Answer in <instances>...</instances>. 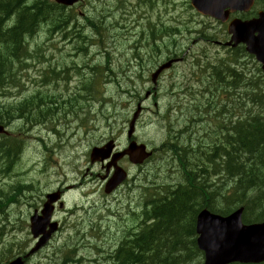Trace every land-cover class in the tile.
<instances>
[{
	"label": "trees",
	"instance_id": "1",
	"mask_svg": "<svg viewBox=\"0 0 264 264\" xmlns=\"http://www.w3.org/2000/svg\"><path fill=\"white\" fill-rule=\"evenodd\" d=\"M58 9L59 5L51 0H0V96H6L9 92L11 97L9 102H0V124L12 128L10 134L0 135L2 176L8 175L19 159L24 146L22 132L29 130L32 122L53 116L50 110L42 106L38 97H32L37 102H31V97L17 101L10 90L24 89L25 83L20 71L32 60L35 61L32 56H39V51L34 55L29 53V48L25 46L26 37L39 29L47 20L50 11ZM178 51L167 50V54ZM240 51L239 55L234 53L231 56L232 61L236 62L238 56L245 52L243 48ZM218 61L220 62L215 59L209 66H201L200 58L194 59L197 68L193 75L199 78L198 90L201 94L193 105H197L204 112L203 117L213 110L216 115H221L224 109L227 111L224 98L227 95L228 99L232 97L228 104L229 112L235 114L240 107L242 109L248 106L246 117L234 121L223 146H216L208 156V162L214 164L212 172L196 167L197 164L190 165L186 155L182 154L189 150L168 145V148L175 149L174 152L178 154H174L178 158H184L183 163L179 161L180 166L184 164L185 175L182 176V182H185L162 188L163 197L156 199L158 202L145 204L148 215L156 219V222L146 226L145 231L131 235L132 239L121 244L123 251L115 264H202V252L197 247L193 223L197 206L204 201L212 211L222 214L244 206L245 222L264 220V75L258 65L259 75L256 78L239 70L242 95L240 94L239 100L236 101L235 94L240 87L230 79L229 71L231 75H237V71L234 68L229 69L225 63L218 64ZM221 61L224 62L222 59ZM251 104H254L256 113L252 112ZM224 116L225 114L223 118ZM215 120L219 119L215 117ZM224 123L223 128L226 126V120ZM218 127L221 128L222 125L219 124ZM193 131L199 133L197 128ZM187 138H191V133ZM197 138L200 141L201 136L198 134ZM220 167L225 178L223 192H220L219 180H216L214 189L211 188L212 175L219 174ZM11 188L14 194L18 195L25 187L16 182ZM220 200L222 201L218 203ZM131 246L134 248L131 249Z\"/></svg>",
	"mask_w": 264,
	"mask_h": 264
},
{
	"label": "rangeland",
	"instance_id": "2",
	"mask_svg": "<svg viewBox=\"0 0 264 264\" xmlns=\"http://www.w3.org/2000/svg\"><path fill=\"white\" fill-rule=\"evenodd\" d=\"M180 0H177V10L179 11L182 9V4L179 2ZM100 2V1H99ZM99 3H95V5H98ZM80 8H83V6H80ZM189 16V15H188ZM194 20H199L198 17H195ZM199 25V24H198ZM184 32V30H182ZM217 38L220 39V37L217 35ZM180 41L182 44L185 41V37H181ZM205 45H196L192 49V52H196L199 50V56H200V62L201 65L210 64V62H213L215 59H220V55H215V52L221 51L224 52L223 49L217 48V47H209V48H202ZM118 49H122L123 47H116ZM113 58L118 57L116 54V49H111ZM191 52V53H192ZM237 55L240 54V51L236 52ZM221 62V63H220ZM217 63L223 64L220 60ZM231 63L232 61H227ZM121 63V61H118V64ZM209 66V65H208ZM207 66V67H208ZM236 69L243 70L245 73H250L253 78H256L257 75H259V70L257 66V62L252 57L243 54L241 56H238V60L233 65ZM190 70V57H188L187 61L181 62L177 65V67L173 70L171 73L172 76H174L178 81L186 80L185 76H187L188 71ZM34 71L31 73L33 74ZM239 72H237L238 76V84H239ZM170 80L169 74L163 75L161 78V82L163 84H166ZM148 85L141 84V89L144 90L145 87ZM151 85V83L149 84ZM97 91L100 89V81H97ZM27 88H30L29 86H26ZM241 87L239 88V91H241ZM117 90L118 88L115 87V85L108 84L105 87V91L109 93L110 95L115 97V101L117 103V107H121L123 105H126L127 102H129V97L127 95L124 96V92L121 91L119 97L123 100H116L117 98ZM245 91H247L245 89ZM178 96L179 93H177ZM232 97L227 100L231 102ZM175 100V98L168 96L167 94L163 93L158 99H157V107L154 106V101L149 100L146 102V110L143 109V118L141 120V123L136 129V133L139 136L143 142L147 143L150 147L159 146L167 137H168V131L170 129H176L177 125L171 124V116L170 113H168V117L164 116V113L169 109L171 103ZM181 100L184 103H187V98H185V95H181ZM239 100V97L236 96V101ZM4 98L0 97V102H3ZM131 103H130V109H131ZM135 105H133L134 108ZM168 106V108L165 110V108ZM225 115L228 118L227 125L216 132V135L214 138H211L205 147V150L202 152L201 155L195 154L201 150V145L198 143H195L194 141H191L187 138V136H179L176 140L172 141L169 145L173 146V148L177 149H187L189 152L182 153L186 155L187 162L190 165L197 164L196 167L198 168H204L208 172L214 171V164H210L208 162V156L212 154L216 146H223L225 137L230 130L231 126L235 123L233 122L234 115L231 114L228 110V105L226 104ZM112 110V109H110ZM120 111V109H118ZM203 116L204 112L199 109L197 105H192L188 109H185L183 113L181 112V119H187L197 124H203ZM122 123V121H119ZM179 124V122H178ZM105 123H102L101 121L97 122L95 127L98 129H94L91 131L92 137L94 139L97 138V135L106 133L107 135L110 134H118L120 135L121 141L124 142L127 139L126 133L120 132V130L117 129H106ZM106 135V136H107ZM83 136V131H80L77 136L73 138V141L75 142L77 138ZM23 139H24V150L23 155L21 158L20 163L15 168V173L13 174V181L16 180H23L24 182H30L32 179L37 182V180H42L43 182L40 185V191H46V185L45 183L50 180H54V178L49 176H44L43 171H51V170H57L59 169L64 161L67 159V156L70 155V152L72 149H68L66 146L62 149L57 147L56 145L60 143V141L57 139V135L53 134L52 132H49L44 127L38 128L36 130L31 131H23ZM39 139H43V142L39 141ZM45 145L47 146V149L45 148ZM88 143H84L80 147L79 152V158L78 163L82 170H85L87 166H89L87 156L84 153V151L88 147ZM60 149H62L60 151ZM172 151H175V149L169 148ZM222 153V151L220 152ZM170 154H166L164 151L159 150L158 156H156L152 161H150L145 166V172L143 176L140 178V181L143 183H146V185H153L158 191H162V188L167 187L168 185H174L182 182L183 178L182 176L184 174L183 165L180 166V161L184 158H178L175 154L172 158H170ZM192 157V158H191ZM191 158V159H190ZM50 161L51 164H47V162ZM219 161V160H217ZM222 160L220 158V164ZM158 166H164V176L168 178L169 181H171L169 184H166V182L163 180V178H159L158 174L163 171H156ZM197 170V168H196ZM199 170V169H198ZM191 177V176H190ZM189 177V178H190ZM7 184V181L4 180V178H0V187H3ZM91 189V185L88 186L85 191H89ZM38 193H35L37 195ZM132 196H139V194L136 191L132 192ZM21 198L20 204H10L8 208L4 210V213H0V217H20L21 213L23 211L24 215H27L29 210L31 209L29 206H27L24 202L27 201L30 197L27 195V198L19 197ZM96 198V194L92 193L89 194V196L85 197L82 192L77 191L72 193L68 196L67 201L71 203L72 205L78 204L79 206L88 207L91 200ZM28 203H32V201H29ZM78 213L82 214L83 210L77 211ZM119 239H114L113 243L117 244ZM80 262H75L73 264H78Z\"/></svg>",
	"mask_w": 264,
	"mask_h": 264
},
{
	"label": "flooded vegetation",
	"instance_id": "3",
	"mask_svg": "<svg viewBox=\"0 0 264 264\" xmlns=\"http://www.w3.org/2000/svg\"><path fill=\"white\" fill-rule=\"evenodd\" d=\"M251 1V2H250ZM229 11V19L240 18L242 20H249L257 18L260 15V12L264 10V0H247L246 8L243 10L232 11L230 7H226L225 11ZM176 13V0L173 5L171 0L163 1V4L159 6V12L151 15L149 20H144L142 22V27L147 29V32H141V37L143 40H150L155 38L154 34H160L161 20L165 22L170 21L171 12ZM120 13L119 10L114 9H103V10H91V15H102L104 17V22L108 27H111L115 22L118 24V21L113 17L114 14ZM211 20L214 24L209 23V28H214L215 35L217 34L220 38L229 37L228 35V26L229 22L224 23L221 21L214 20L213 18H206ZM185 25L189 26V21L184 20ZM153 28V32L149 28ZM157 29V30H156ZM183 32H180L182 34ZM213 33V32H212ZM213 33V34H214ZM185 41L182 44L183 48H192L198 44H205L203 34L200 36V39H195L191 41V33L188 31L184 32ZM95 38L96 35L94 34ZM118 43V39L114 38L113 43L109 42V45ZM174 43V42H173ZM177 43V42H175ZM61 44L69 47H77L79 45L88 46L90 48L96 49L98 43L96 41L78 43L73 40L64 41ZM172 47V46H171ZM176 48V46H174ZM95 55H101V52L97 50L94 51ZM166 62V61H164ZM163 62V63H164ZM162 63V64H163ZM143 113V112H142ZM142 115V114H141ZM136 131H134V134ZM99 143L98 146L103 145L106 141ZM117 140V138H116ZM128 144L130 139H127ZM119 146L121 142L118 143ZM107 163V164H106ZM110 162H101V163H91L93 166L100 165L101 170L98 172H91L92 176L98 177L101 180V184H105L108 180V175H110L114 168L113 166L108 167ZM183 163V160H181ZM117 164L124 167L128 171L129 177L118 186L111 194H106L105 190L99 194L102 196L100 199H94L89 207L85 209V215L83 220H73L71 215L73 214L72 208H65L62 211H56L54 218L57 219L59 223L58 232L55 236L58 237V247L62 250L70 248V242L76 238L81 239L85 242H99L105 246L106 257L104 259L96 258L93 264H114L120 258V255L123 251V242H127L133 237L131 235L136 232L141 233L145 228V203H144V192H145V183L140 181V178L145 172V164H134L128 157H123L118 160ZM166 184L171 181H165ZM64 184V183H62ZM77 186L76 183H69L64 186H57V189L62 193L70 188ZM53 189V188H52ZM136 191L139 196H132V192ZM63 213V216H59V213ZM53 237V238H54ZM143 237V235H142ZM140 238V240L142 239ZM27 238H32L31 235H27ZM119 239L117 244L113 243V240ZM34 239L30 240L27 243V248H31ZM79 254H84L86 251L84 249L76 248ZM80 264V263H78Z\"/></svg>",
	"mask_w": 264,
	"mask_h": 264
},
{
	"label": "water",
	"instance_id": "4",
	"mask_svg": "<svg viewBox=\"0 0 264 264\" xmlns=\"http://www.w3.org/2000/svg\"><path fill=\"white\" fill-rule=\"evenodd\" d=\"M67 4H72L77 0H57ZM223 0H192V4L202 13L220 17L219 10L221 9L217 2ZM259 32L257 35L255 32ZM229 32L232 34L228 45L237 46L239 43H245L246 49L256 55V58L262 63L264 70V13L260 18L250 22H232L229 27ZM174 60L162 64L159 69L153 74V80L156 81L160 72L172 65ZM140 111V107L136 112L135 118ZM130 129V136L133 131V124ZM4 131V127L0 125V133ZM124 153L137 160L141 155V160H144L152 153L146 150V145H137L132 142L129 149ZM122 153V154H124ZM107 155H104V157ZM124 174H116L113 180V185L118 184L123 180ZM110 190V189H109ZM57 199L51 195L45 204L44 214L46 222L50 218V204ZM243 208L238 209L228 216H221L204 209L200 212L197 221L198 245L205 252L204 264H228L230 262L242 263H259L264 261V222L245 225L242 222ZM42 223L35 220L34 226L40 230ZM34 233L37 236L40 232L35 229ZM49 233H44L37 246H41L48 239ZM13 264H20L15 261Z\"/></svg>",
	"mask_w": 264,
	"mask_h": 264
},
{
	"label": "bare ground",
	"instance_id": "5",
	"mask_svg": "<svg viewBox=\"0 0 264 264\" xmlns=\"http://www.w3.org/2000/svg\"><path fill=\"white\" fill-rule=\"evenodd\" d=\"M166 62H168V61H166ZM166 62H164V63H166ZM164 63H163V64H164ZM161 65H162V64H161ZM161 65H160V66H161ZM168 68H169V67H168ZM168 68H165V69H163V70H166V69H168ZM138 109H139V108H138ZM138 109L136 110V112L138 111ZM142 111H143V109H142V108H140V111H139L138 115H141V114H142ZM134 131H135V130L133 129V131H132V134H131V135H133V134H134ZM186 174H187V173H186ZM187 176H188V174H187ZM187 176H186V177H187ZM175 188H176V187H175ZM161 207H162V206H161ZM163 207H164V206H163ZM165 213H166V212H165ZM132 245H133V244H132ZM135 247H136V246H135ZM133 248H134V246H133ZM133 248H132V246H131V249H133ZM134 253H135V252H134ZM130 255H131V254H130ZM143 262H144V261H143ZM80 264H81V263H80Z\"/></svg>",
	"mask_w": 264,
	"mask_h": 264
}]
</instances>
